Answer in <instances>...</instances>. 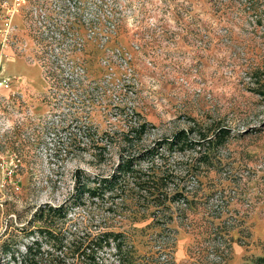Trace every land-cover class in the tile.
I'll return each instance as SVG.
<instances>
[{
    "label": "rangeland",
    "instance_id": "1",
    "mask_svg": "<svg viewBox=\"0 0 264 264\" xmlns=\"http://www.w3.org/2000/svg\"><path fill=\"white\" fill-rule=\"evenodd\" d=\"M0 68V241L69 199L76 173L109 176L129 156L138 171L67 218L165 264L263 253L264 0H0ZM219 128L206 162L156 144Z\"/></svg>",
    "mask_w": 264,
    "mask_h": 264
},
{
    "label": "trees",
    "instance_id": "2",
    "mask_svg": "<svg viewBox=\"0 0 264 264\" xmlns=\"http://www.w3.org/2000/svg\"><path fill=\"white\" fill-rule=\"evenodd\" d=\"M123 145L139 141L144 132V124L130 126L127 131H118ZM228 132L224 128L215 131L212 137L202 134L201 140L192 141L184 130L173 134L172 139L163 138L156 142L168 149L186 150L198 147L199 161H207V146L221 145ZM145 149L144 156H152L156 147ZM157 153V152H156ZM133 157L121 158L117 170L109 176H89L76 173L74 190L69 199L60 205L39 207L26 225L17 228V234L9 235L0 241V258L3 264H165L155 253L141 254L126 233L112 228L92 230L77 226L68 217L70 211L84 203L86 198L103 199L120 188V176L138 170L131 168ZM144 174V173H143ZM153 182H137L141 188L149 189ZM19 237L27 239L25 242ZM263 253L253 256L244 264H264Z\"/></svg>",
    "mask_w": 264,
    "mask_h": 264
},
{
    "label": "built area",
    "instance_id": "3",
    "mask_svg": "<svg viewBox=\"0 0 264 264\" xmlns=\"http://www.w3.org/2000/svg\"><path fill=\"white\" fill-rule=\"evenodd\" d=\"M9 85H10L9 78L0 77V88L8 89Z\"/></svg>",
    "mask_w": 264,
    "mask_h": 264
}]
</instances>
